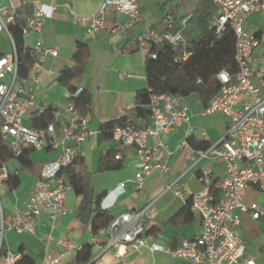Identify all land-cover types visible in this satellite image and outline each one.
<instances>
[{"label":"built area","instance_id":"obj_1","mask_svg":"<svg viewBox=\"0 0 264 264\" xmlns=\"http://www.w3.org/2000/svg\"><path fill=\"white\" fill-rule=\"evenodd\" d=\"M212 3L216 10L212 25L214 34L220 36L229 31L234 37L236 71L217 73L215 78L220 90L200 113L201 116H220L227 122L225 134L217 143L205 151L195 152L198 161L207 160L224 168V176L217 182H212V174L206 169L197 174L202 189L191 197L190 210L200 221V233L192 240H183L174 249H165L146 236L144 211L121 214L99 231L104 243L93 241L99 246V254L91 264L105 255L122 262L143 248L152 253H164L182 264H256L245 257L251 244L241 239L240 231L244 220L264 223V201L248 204L244 201L248 190L264 197V62L254 70L259 40L248 34L244 25L249 17L264 15V0H212ZM27 6L31 7L30 14H24ZM54 11L53 5L40 0H5V5H0V37H4L9 45V52H0V140L6 144L8 154V161L0 166V185L8 190L10 182L18 175V169L10 166L11 161L28 152L55 154L54 159L42 165L23 211L12 214L6 221L0 203V264H20L25 257L22 251L8 249V232L27 231L43 241L40 264H60L64 258L75 257L82 250L80 245L68 239H55L52 232L36 236L33 226L34 220L45 217L53 231L55 223L67 214L65 197L72 188L59 175L73 163L77 149L92 134L87 130L90 116L77 111L73 104L52 110L44 126L34 127L26 121L27 114L36 106L33 84L38 82L41 63L46 56L56 57L57 51L43 49L40 40L29 48L25 38L39 33L42 21L51 19ZM108 11L125 17L126 21L114 19L112 28L107 30ZM71 17L74 24L84 26L85 35L92 39L102 32H129L141 22L139 0H104L95 14L88 17L72 14ZM166 22L171 26L170 15ZM15 29L21 34L20 50L12 31ZM136 43L139 47L165 43L173 50L183 51L182 61L191 55L185 51V41L180 33H157L146 29L137 35ZM27 54L34 63L27 76L20 77L18 70ZM149 56L155 58L153 54ZM82 91L77 88L73 97H78ZM147 108L149 126L115 128L111 136L117 152L116 161L121 159L122 151L134 149L140 163L133 179L136 191L144 189L145 178L153 172L165 174L168 171L166 162L153 158L156 149L147 146V139H159L183 126L190 128L186 97L150 94ZM202 135L206 139L205 134ZM187 146V142L180 145L181 148ZM123 188L124 184H121L116 190ZM175 195L180 196L178 192ZM256 245L264 252V234L258 235ZM113 249H116L114 254L111 253Z\"/></svg>","mask_w":264,"mask_h":264},{"label":"crops","instance_id":"obj_2","mask_svg":"<svg viewBox=\"0 0 264 264\" xmlns=\"http://www.w3.org/2000/svg\"><path fill=\"white\" fill-rule=\"evenodd\" d=\"M51 4L55 11L51 19L41 23L39 33H32L25 38L29 48L34 47L40 40L45 50H56L57 56H46L41 63L38 82L33 84L35 109L27 114L26 121L41 116L46 110L65 108L71 95L59 83V75L65 68L72 66V56L78 43L87 45L90 59L85 68L84 80L78 88L87 89L92 101L82 114L90 116L87 130L92 133L77 149V156L83 158L89 174V185L93 196L101 195L100 210L116 217L125 213L144 211L143 220L146 223V236L152 242L165 249H174L183 240H192L201 230L197 215L191 210V219L175 225L172 219L191 202V197L201 191L202 186L197 181V174L206 169L212 174V182H217L224 176V168L217 163L207 160L198 161L197 155L189 145L180 147L186 139L192 137L197 142L206 141L210 145L217 143L225 134L227 122L220 116H201L206 107L199 93L186 97L189 108L190 128L183 126L163 134L159 139L148 138L147 146L156 149L153 158L166 162L167 173L153 172L144 180V189L136 191L133 185L135 174L140 169V163L135 157L133 148L121 152L122 168L116 171L100 173L98 171L100 157L114 150L112 139H104L101 131L103 126L111 121L131 117L136 106V96L139 91L146 89L144 78L145 58L150 54L151 47H139L137 35L146 30L157 33H180L183 40H195L202 32L212 28L216 15L212 0H139L141 22L131 31L119 34L102 32L92 39L85 35L84 26L74 24L71 15L88 17L95 14L104 0H40ZM212 8V9H211ZM24 14L31 13V7H25ZM109 13V14H108ZM107 30L112 28L114 19L126 21L123 16L114 15L108 11ZM171 17L172 24L168 25L166 17ZM185 24H183V22ZM245 31L250 35H259V47L255 52L254 70H258L264 62V15H253L245 21ZM9 52V45L4 37ZM167 46L162 44L156 47ZM2 52V51H0ZM6 52V53H7ZM5 53V52H3ZM122 77V78H121ZM129 108H133L130 110ZM144 128L150 125L147 119H136L135 124ZM192 129V131H190ZM202 134H205L206 139ZM55 154L50 151L28 152V160L32 166L22 170L18 160L10 162L13 169H18V186L7 190L0 185L3 196L10 198L13 203L9 209L2 208L3 218L8 221L12 214L23 211L29 201L35 181L39 178L42 165L52 159ZM124 184L122 191L117 187ZM179 193L180 196L175 195ZM259 197L260 200H256ZM245 203L263 202L264 197L253 190L245 194ZM1 203V201H0ZM80 199L71 191L65 197L67 214L61 217L51 231L50 223L45 218L33 221L36 236L52 232L55 239H68L82 248L91 246V259L98 256V245L104 243L103 236H94L90 225H85L77 219V209ZM2 207V206H1ZM252 225L264 234V223H252L247 220L244 224ZM240 231L241 239L250 243L245 257L251 253L264 254L253 242V239ZM101 231V230H100ZM6 245L12 252L22 251L33 264H40L43 257L44 242L27 231L22 233L8 232ZM116 249L111 253L114 254ZM75 257H66L60 264H71ZM253 259V258H252ZM256 264L258 263L255 259ZM260 261V260H259ZM93 264H182L164 253H152L147 248L131 253L125 261L118 262L111 255H105Z\"/></svg>","mask_w":264,"mask_h":264},{"label":"trees","instance_id":"obj_3","mask_svg":"<svg viewBox=\"0 0 264 264\" xmlns=\"http://www.w3.org/2000/svg\"><path fill=\"white\" fill-rule=\"evenodd\" d=\"M109 14V13H108ZM108 14L106 18L108 19ZM106 19L105 26L108 25ZM15 41L21 44L20 31L12 30ZM259 38V35H255ZM185 51L191 55L182 61L183 51L173 50L169 46L152 47L150 54L155 55L152 59L149 55L145 58L144 78L146 89L139 91L136 96V106L131 117L114 120L106 123L101 131L104 139H111L115 128H124L135 124L136 119H147L149 117V95L174 94L188 97L191 94L199 93L206 104L207 101L220 90V85L216 81V75L222 70L231 73L236 71L234 61V37L226 31L220 36H216L213 29L202 32L195 40L185 43ZM90 53L87 45L78 43L72 56V66L65 68L59 75V83L71 95L69 103L73 104L79 112L90 106L92 98L87 89H83L78 97H73L77 88L84 80L85 68L89 62ZM34 59L30 55H25L23 63L19 67L20 77H26L30 71ZM200 81V84L197 83ZM207 105V104H206ZM52 110H46L41 116L31 120L34 127L44 126L50 119ZM189 147L194 151H205L210 144L206 141L197 142L192 137L186 139ZM117 152L114 150L100 157L98 171L100 173L120 170L122 168V157L115 160ZM22 170H28L32 164L28 160V153L17 159ZM8 161L7 146L0 140V166ZM59 176H62L66 183L72 188L74 195L80 199L77 209V219L90 225L91 232L95 236L100 230L106 228L113 216L108 212L100 210L102 196H93L89 185V174L84 164L83 158L77 156L73 163L65 169ZM9 190H14L18 186L15 178L10 182ZM191 219L190 203L186 205L173 219L175 225ZM91 246H85L77 253L71 264H87L91 259ZM20 264H33L31 260L24 257Z\"/></svg>","mask_w":264,"mask_h":264},{"label":"rangeland","instance_id":"obj_4","mask_svg":"<svg viewBox=\"0 0 264 264\" xmlns=\"http://www.w3.org/2000/svg\"><path fill=\"white\" fill-rule=\"evenodd\" d=\"M0 5H5V0H0ZM0 51L5 53L8 51L5 41L0 40ZM256 200H260V198L256 197ZM0 201H1V206L4 210L9 209L13 203V201L10 198L3 196V194L1 193V189H0ZM244 225L245 226L242 227V229H244L245 234L248 235L250 238L254 239L260 233V231L258 229L253 228L252 225H249L248 223ZM256 241L257 238L253 240L254 243H256ZM248 257L251 259L253 258V260L255 259L258 263L260 262L261 264H264V254L261 255L254 252L251 253Z\"/></svg>","mask_w":264,"mask_h":264}]
</instances>
